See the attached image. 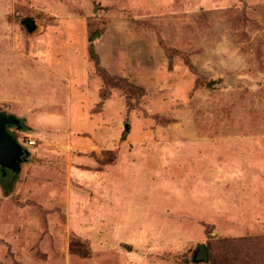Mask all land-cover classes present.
<instances>
[{"label": "rangeland", "instance_id": "1", "mask_svg": "<svg viewBox=\"0 0 264 264\" xmlns=\"http://www.w3.org/2000/svg\"><path fill=\"white\" fill-rule=\"evenodd\" d=\"M0 113V264L264 242V0H0Z\"/></svg>", "mask_w": 264, "mask_h": 264}, {"label": "water", "instance_id": "2", "mask_svg": "<svg viewBox=\"0 0 264 264\" xmlns=\"http://www.w3.org/2000/svg\"><path fill=\"white\" fill-rule=\"evenodd\" d=\"M28 30L35 29L33 21H25ZM10 126L21 127V121L14 116L0 113V166L3 170H10L13 173L19 171L21 161L25 156V150L13 137L8 128ZM195 263H207L209 254L204 244L197 245L194 254Z\"/></svg>", "mask_w": 264, "mask_h": 264}, {"label": "trees", "instance_id": "3", "mask_svg": "<svg viewBox=\"0 0 264 264\" xmlns=\"http://www.w3.org/2000/svg\"><path fill=\"white\" fill-rule=\"evenodd\" d=\"M250 241H251L250 239L246 238V239H232L231 242H227V243L223 242V244H226L225 247L228 246L226 248L227 254L228 255L229 253L232 254V260L229 263H232V261H236L237 259L239 260V257L242 256L241 264H256V263L264 264V256L261 253L254 255L259 258L263 257L262 259H260L261 260L260 262L254 261L256 257L252 258V256L250 255V250L261 249L262 247H264L263 246L264 242L258 239H256L255 241H252L251 243ZM236 249L237 251L234 252ZM228 255L225 256L226 260H228L227 258H230ZM244 259H247V260L245 261Z\"/></svg>", "mask_w": 264, "mask_h": 264}, {"label": "built area", "instance_id": "4", "mask_svg": "<svg viewBox=\"0 0 264 264\" xmlns=\"http://www.w3.org/2000/svg\"><path fill=\"white\" fill-rule=\"evenodd\" d=\"M29 144H31V145L34 144V141H29Z\"/></svg>", "mask_w": 264, "mask_h": 264}]
</instances>
